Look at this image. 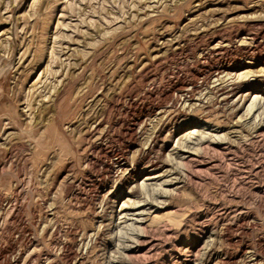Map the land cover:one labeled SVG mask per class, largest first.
<instances>
[{
    "label": "rangeland",
    "instance_id": "374dc122",
    "mask_svg": "<svg viewBox=\"0 0 264 264\" xmlns=\"http://www.w3.org/2000/svg\"><path fill=\"white\" fill-rule=\"evenodd\" d=\"M257 95L264 0H0V264H264ZM209 128L224 145L172 155ZM149 162L181 183L147 193Z\"/></svg>",
    "mask_w": 264,
    "mask_h": 264
},
{
    "label": "bare ground",
    "instance_id": "6f19581e",
    "mask_svg": "<svg viewBox=\"0 0 264 264\" xmlns=\"http://www.w3.org/2000/svg\"><path fill=\"white\" fill-rule=\"evenodd\" d=\"M217 49V48H216ZM263 70V69H262ZM262 72V71H261ZM213 73V72H212ZM213 77L219 79V80H223L224 78L227 79L226 83H228V85H217V88H221V90H225V92L222 95V101L225 102L226 104H229L230 107H232L234 109V111H240L246 104L248 101H250V95L249 94H242L240 92V90H237V88H234V79L236 77H234L232 74L230 75L229 73V69L227 67H223V68H219L217 69V71H215L213 74ZM255 72L254 71H249V72H245L243 74H239V76L237 75L238 78H243L244 80L248 79V78H254ZM219 80H217L219 82ZM240 80V79H239ZM216 81V80H215ZM237 81V80H236ZM224 83V82H223ZM234 83V84H233ZM191 90V89H190ZM188 90V91H190ZM187 91V90H186ZM264 96V95H263ZM261 95H257L255 96V98H253V101L251 103V105L249 106V112L250 114L253 112L254 108L256 107L258 110L261 108H264V97ZM186 99V98H185ZM185 101L186 103V100ZM203 102V101H202ZM187 106V105H186ZM260 115V114H259ZM257 120V119H256ZM246 122V119H244V121L242 119H240L237 122L238 127H241V125ZM258 123V122H257ZM260 125V124H259ZM259 127V131L264 132V124H261ZM208 128V127H207ZM257 129V128H256ZM157 131V130H156ZM206 131H209L208 133ZM214 131L212 129H204V130H192L191 132L187 133L186 135H184L179 141H178V145H176V147L172 150V155L173 156H178L180 157L181 153V161L183 162L184 165L192 162V160H194V155L195 153H193V150L198 151L196 149H192L191 146H198V147H203L206 145H210V143L216 144L217 146H221L224 145L225 143V137L224 139H222L221 137L217 138L216 136V140H212L209 141L208 138L206 139V136H212L215 137L214 134H212ZM159 133V132H158ZM210 133V134H209ZM160 134V133H159ZM133 136V135H132ZM263 136V135H261ZM157 136L154 138L156 139ZM197 138H200L197 140ZM208 141H205V139ZM132 139V138H131ZM221 139V140H220ZM153 140V139H152ZM193 140H197L196 143L193 142ZM220 140V141H219ZM155 142V140H154ZM154 142L152 141V145H150V147H146V150H150L151 147H153ZM193 142V143H192ZM220 142V143H219ZM150 143V144H151ZM189 144V145H188ZM191 145V146H190ZM182 146V149H181ZM188 149L186 150L185 148ZM211 146V145H210ZM209 147V146H208ZM205 150H207L205 148ZM149 152V151H148ZM145 152L143 153V156L146 155ZM199 155V154H198ZM144 158V157H143ZM174 158V157H173ZM176 158V157H175ZM179 159V160H180ZM198 159V158H197ZM127 160V159H126ZM143 160V159H142ZM199 160V159H198ZM195 161V160H194ZM200 161V160H199ZM196 162H198L196 160ZM194 162V163H196ZM156 163V162H155ZM201 163V161H200ZM203 164V163H201ZM119 165V164H118ZM170 165V164H169ZM190 165V164H189ZM200 166V165H199ZM175 167V166H174ZM147 170L150 171V174L146 177V179H144V183H143V188L148 191L153 190L156 194H158L157 192H159L160 190L163 191L164 195H168V193H170L172 190H166V188L168 187H172L174 185H177L179 183H181L180 178L177 177V171L176 170H165L164 172H160L158 171L159 169H162L161 167H159L158 165L154 164L151 162H149V165L146 167ZM173 168V167H171ZM192 168V167H191ZM200 168V167H199ZM123 169V168H122ZM128 170V169H127ZM191 170V169H190ZM133 172V171H132ZM179 172V171H178ZM117 173V172H116ZM124 174V173H123ZM179 174V173H178ZM122 175V174H121ZM120 176V175H119ZM124 179H127L128 173L127 175H123ZM121 177V176H120ZM181 177V176H180ZM183 181V180H182ZM161 182V183H160ZM159 183V184H158ZM155 186V187H154ZM157 186V188H156ZM146 193V194H147ZM156 197V196H155ZM160 197V196H159ZM148 201L146 200L147 203ZM153 202V201H152ZM151 202V204H152ZM135 203V202H134ZM150 205V203L147 204H141L136 203L133 204L132 201L127 200V202L124 203L120 213H119V222L122 223V225H127L129 222H133V224L137 223L141 225H145L148 221V219L151 217L150 213L147 212V210L144 208L145 206ZM135 206V207H134ZM153 218H156L153 217ZM119 225V224H118ZM128 226V225H127ZM130 227V226H129ZM120 228V227H119ZM143 228V227H142ZM122 229V228H121ZM101 229L99 230V232L97 234H95V237L99 238L101 237ZM142 236V235H141ZM85 237H87V235H85ZM92 237V236H91ZM140 239V238H139ZM129 249L127 250L128 252H131V248L133 249V246L128 247ZM135 248V247H134ZM129 254V253H128Z\"/></svg>",
    "mask_w": 264,
    "mask_h": 264
}]
</instances>
